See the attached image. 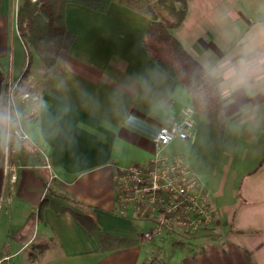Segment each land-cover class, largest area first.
<instances>
[{
	"label": "crops",
	"instance_id": "obj_1",
	"mask_svg": "<svg viewBox=\"0 0 264 264\" xmlns=\"http://www.w3.org/2000/svg\"><path fill=\"white\" fill-rule=\"evenodd\" d=\"M12 3L0 0V110L7 84L19 85L26 67L27 83L45 72L37 75L40 90H29L36 99L16 104L29 140L0 131V257L13 254L16 264H264V0H186L183 22L170 29L214 79L225 125L213 171L194 172L213 223L150 246L141 233L152 222L120 215L115 198L116 167H146L155 151L127 118L169 125L193 107L142 44L150 17L117 2L105 12L68 3L74 40L46 68L26 50ZM191 144L174 140L161 155L188 165ZM33 212L24 241L14 234ZM73 212L136 244L101 251Z\"/></svg>",
	"mask_w": 264,
	"mask_h": 264
},
{
	"label": "trees",
	"instance_id": "obj_2",
	"mask_svg": "<svg viewBox=\"0 0 264 264\" xmlns=\"http://www.w3.org/2000/svg\"><path fill=\"white\" fill-rule=\"evenodd\" d=\"M112 2L150 17L142 44L150 59L187 90L195 110L197 132L188 152V166L196 174H210L220 151L225 116L214 79L170 33V29L178 27L184 20L186 0H156V4L151 0H21L15 21L28 53L35 52L43 65L50 68L58 60L59 53L68 50L74 40V34L65 25L66 4L75 3L105 12ZM157 5L166 13L159 14ZM28 73L26 67L22 78ZM73 215L93 236L101 251L136 244L135 240L103 233L88 214L73 212ZM34 216L35 212L31 213L23 228L14 235L21 234L22 240L26 241L34 225Z\"/></svg>",
	"mask_w": 264,
	"mask_h": 264
},
{
	"label": "built area",
	"instance_id": "obj_3",
	"mask_svg": "<svg viewBox=\"0 0 264 264\" xmlns=\"http://www.w3.org/2000/svg\"><path fill=\"white\" fill-rule=\"evenodd\" d=\"M17 6L16 0L15 15ZM17 88L18 81L7 84L5 110L12 116L7 127L19 141H26L29 135L19 120L16 104H28L36 99V95L32 91L19 92ZM28 114L32 115L33 110ZM194 116V108L185 107L169 125L152 126L131 115L127 118L130 125L150 136L155 151L146 167H116L113 176L115 198L120 215L130 211L152 222L153 225L141 233L142 242L148 246L169 234H195L213 223V215L203 201L198 176L185 162L160 153L174 140L194 142L197 132ZM12 257L13 254L0 257V264H16Z\"/></svg>",
	"mask_w": 264,
	"mask_h": 264
},
{
	"label": "rangeland",
	"instance_id": "obj_4",
	"mask_svg": "<svg viewBox=\"0 0 264 264\" xmlns=\"http://www.w3.org/2000/svg\"><path fill=\"white\" fill-rule=\"evenodd\" d=\"M20 1H21V0H17V5L19 4ZM151 1H152L153 4H156V0H151ZM168 1H169V0H168ZM12 5L14 6V10H15V7H16V0H13ZM156 11H157L159 14H165V13H166V11L163 10L159 5H157ZM33 53L36 54L35 52H33ZM33 58H34V56H33ZM28 61H30V58L28 59ZM28 64H29V63H28ZM32 64H33V62H32ZM27 68H29V67H27ZM33 72H34V71H33ZM44 72H45V69H42V70H41L40 72H38V73L36 72V74L34 75V77H35L36 79H33L31 83H27L28 76L30 75V74L28 73L27 76L23 78V81H21V82L19 83L18 88H17V91H19V92H25V91H29V90L36 89V88H37V91H39L41 86L37 84V83H38V76H41V74L44 73ZM37 75H38V76H37ZM17 107H18L19 109H21L19 103H18ZM170 149H173V147H171V146L169 145V146L166 148V151L169 152V153H171V152H170ZM166 151H165V148H164L163 153H165ZM160 153H162V150L160 151ZM162 155H163V154H162ZM132 215H135V214L132 213ZM151 225H153V224H151ZM192 235H193V234H192ZM192 235L184 234V235H182L181 237H190V236H192ZM154 245H155V244H154ZM157 248H158V247H156V248L154 249V252H155V250H156V255H157ZM174 248H175V246H174ZM151 254H152V253H151ZM171 254L173 255L174 253L171 252ZM148 255H150V254L148 253Z\"/></svg>",
	"mask_w": 264,
	"mask_h": 264
},
{
	"label": "clouds",
	"instance_id": "obj_5",
	"mask_svg": "<svg viewBox=\"0 0 264 264\" xmlns=\"http://www.w3.org/2000/svg\"><path fill=\"white\" fill-rule=\"evenodd\" d=\"M11 121V114L7 110H0V131L4 130Z\"/></svg>",
	"mask_w": 264,
	"mask_h": 264
}]
</instances>
